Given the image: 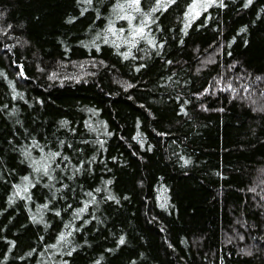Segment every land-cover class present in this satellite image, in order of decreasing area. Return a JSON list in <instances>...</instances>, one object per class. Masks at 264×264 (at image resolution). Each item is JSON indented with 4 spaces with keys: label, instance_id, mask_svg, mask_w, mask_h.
Returning a JSON list of instances; mask_svg holds the SVG:
<instances>
[{
    "label": "trees",
    "instance_id": "trees-1",
    "mask_svg": "<svg viewBox=\"0 0 264 264\" xmlns=\"http://www.w3.org/2000/svg\"><path fill=\"white\" fill-rule=\"evenodd\" d=\"M0 264H264V0H0Z\"/></svg>",
    "mask_w": 264,
    "mask_h": 264
},
{
    "label": "snow or ice",
    "instance_id": "snow-or-ice-1",
    "mask_svg": "<svg viewBox=\"0 0 264 264\" xmlns=\"http://www.w3.org/2000/svg\"><path fill=\"white\" fill-rule=\"evenodd\" d=\"M137 2H138V0H137ZM249 2H250V0H249ZM123 242V240H121V243Z\"/></svg>",
    "mask_w": 264,
    "mask_h": 264
}]
</instances>
